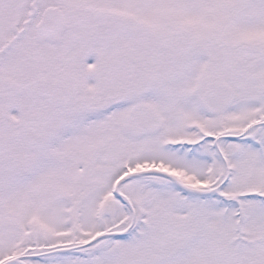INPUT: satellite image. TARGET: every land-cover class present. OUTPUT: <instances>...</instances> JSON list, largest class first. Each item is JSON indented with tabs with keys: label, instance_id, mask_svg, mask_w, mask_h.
Masks as SVG:
<instances>
[{
	"label": "snow or ice",
	"instance_id": "obj_1",
	"mask_svg": "<svg viewBox=\"0 0 264 264\" xmlns=\"http://www.w3.org/2000/svg\"><path fill=\"white\" fill-rule=\"evenodd\" d=\"M0 264H264V0H0Z\"/></svg>",
	"mask_w": 264,
	"mask_h": 264
}]
</instances>
